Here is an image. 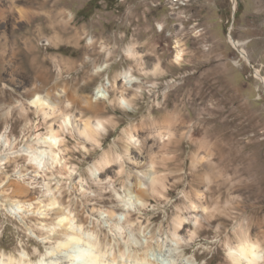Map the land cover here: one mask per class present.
<instances>
[{"label": "rangeland", "instance_id": "1", "mask_svg": "<svg viewBox=\"0 0 264 264\" xmlns=\"http://www.w3.org/2000/svg\"><path fill=\"white\" fill-rule=\"evenodd\" d=\"M262 78L264 0H0V256H50L53 195L105 264H238L245 226L264 264ZM37 93L102 136L36 166Z\"/></svg>", "mask_w": 264, "mask_h": 264}, {"label": "bare ground", "instance_id": "2", "mask_svg": "<svg viewBox=\"0 0 264 264\" xmlns=\"http://www.w3.org/2000/svg\"><path fill=\"white\" fill-rule=\"evenodd\" d=\"M234 45H236V42H234ZM131 48L128 47L127 50L130 52ZM181 55H182V51L178 49L175 54V59L179 60L181 58ZM156 67H158V65ZM262 80L264 82L263 78ZM110 86H111L110 84H103L102 88H99L97 94H99L100 89H102L104 91L103 93L105 94L106 91V95L109 96L108 91ZM111 88L114 89L113 86ZM118 91L119 93L115 94L114 99L117 100L118 103L120 104L121 102L126 103V105L131 104V100L124 94V88L122 87ZM31 103H32L31 105H34L36 109L41 111L42 116L45 120L47 121L49 120L48 135L45 134L46 136H41V137L39 136L36 142H34L33 145H30L27 150L28 153H30V158H31L30 161H32L33 164H35L38 167H44L47 164L56 165L59 163L61 158L59 153L61 150H63L62 146L64 145L61 134L64 133L65 129L67 128L69 129V127L71 129H75L79 137L86 141H96L97 137L102 136V132L105 131V124L99 118H97L96 120L86 118L84 119L82 124H79L80 125L79 126L78 123H76V120H73L65 112L57 113L58 110L57 111L55 110L56 107L52 105L48 101V99L44 98L39 93L34 95V98L31 100ZM92 104L93 103H90V106L94 107ZM163 121H167V123H169L168 124L169 130H171L175 126L177 128L179 126L178 124H174L175 122L173 120H169V118H164ZM130 137L134 138L132 134L130 135ZM108 157L110 156L104 154L100 157L98 161H96L93 164L94 169H92V173L96 175V177H98V172L102 173L106 165L105 163L108 161ZM97 179L101 180L99 177ZM47 189L52 191V188L49 185L47 186ZM0 191L6 192L5 187L4 186L0 187ZM51 198L52 199L49 201V203H47V205L53 206L52 208L54 209V211L57 213L58 216V220H59L58 223L61 225L63 224V227L66 229L65 232L67 235L62 236V238H59V236L56 235L55 229L53 227L50 228L51 231H49V233L50 232L53 233L50 235L48 233L49 237L46 241H51L52 243L53 239H56L54 241H57V243L53 244L54 246L53 251L50 252L51 254L48 258L46 257L47 259L43 257L36 262H32L28 253H26L28 257L27 259H25L22 256L17 259L11 256H8L6 258L0 256V264H105L104 262L105 260L103 259V253H101V250L98 248V243L92 242L91 240H86L85 241L86 244L84 246L71 248V246H73L74 244H78L82 240V236L80 235L79 229L72 224V220L65 213V210L63 208L56 207L55 205L56 199H53L55 197H53L52 195ZM0 199L6 202L8 198L6 199L3 197ZM20 204L22 203L20 202ZM44 213L47 212L44 211ZM42 219H45V216L44 218L42 217ZM248 229L249 228L247 226L244 227L243 237H242L243 239L241 243L238 246H236L237 247L236 249H233L230 252V257L234 262L238 264H257L260 260V257H262L261 254L262 251L260 252L257 243L253 241L252 238H250ZM57 252L63 254L62 256L59 255L61 259H59L57 256H56L57 258L53 257V254ZM137 264H145V263L138 262Z\"/></svg>", "mask_w": 264, "mask_h": 264}, {"label": "water", "instance_id": "3", "mask_svg": "<svg viewBox=\"0 0 264 264\" xmlns=\"http://www.w3.org/2000/svg\"><path fill=\"white\" fill-rule=\"evenodd\" d=\"M232 8H233V11H234V9H235L234 5H233V7H232ZM230 28H231V26L229 27V29H230Z\"/></svg>", "mask_w": 264, "mask_h": 264}]
</instances>
